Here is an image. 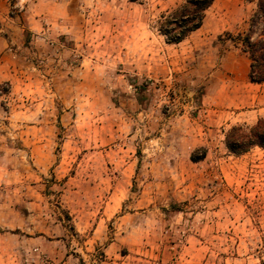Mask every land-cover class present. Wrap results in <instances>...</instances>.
<instances>
[{
    "label": "rangeland",
    "instance_id": "obj_1",
    "mask_svg": "<svg viewBox=\"0 0 264 264\" xmlns=\"http://www.w3.org/2000/svg\"><path fill=\"white\" fill-rule=\"evenodd\" d=\"M182 1L82 0L21 50L25 98L0 80V264H264V149L230 153L255 121L212 101L255 0H212L166 42Z\"/></svg>",
    "mask_w": 264,
    "mask_h": 264
},
{
    "label": "crops",
    "instance_id": "obj_2",
    "mask_svg": "<svg viewBox=\"0 0 264 264\" xmlns=\"http://www.w3.org/2000/svg\"><path fill=\"white\" fill-rule=\"evenodd\" d=\"M81 4L82 0H0V80L20 82V90L15 95L17 99L25 98L21 84L26 85L28 77L25 69L28 62L21 50L32 48L30 43L35 48L38 44H56L53 41H58V28L65 27L66 20L74 16ZM230 42L231 48H226L221 57L224 64L216 69L222 74V96L212 98V101L236 107L233 110L235 118L252 123L258 117H264V79L259 82L249 80V58L240 49L238 40L231 39ZM228 60L237 62L238 66H228ZM23 112L18 110L14 114Z\"/></svg>",
    "mask_w": 264,
    "mask_h": 264
},
{
    "label": "trees",
    "instance_id": "obj_3",
    "mask_svg": "<svg viewBox=\"0 0 264 264\" xmlns=\"http://www.w3.org/2000/svg\"><path fill=\"white\" fill-rule=\"evenodd\" d=\"M211 3L212 0H183L159 15L156 29L166 42H178L199 27L205 10ZM254 5L249 17V26L243 32L238 31L233 38L240 42V49L246 52L249 58V80L259 82L264 79V0H255ZM255 23L260 24L257 32L252 25ZM223 142L226 149L234 155L252 146L264 148V117H258L250 125L229 126L224 132ZM190 158L196 159L193 156Z\"/></svg>",
    "mask_w": 264,
    "mask_h": 264
}]
</instances>
